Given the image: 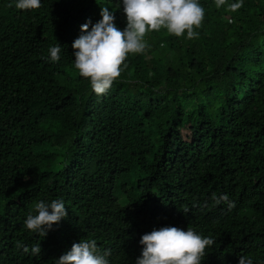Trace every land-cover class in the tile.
<instances>
[{"label":"trees","instance_id":"1","mask_svg":"<svg viewBox=\"0 0 264 264\" xmlns=\"http://www.w3.org/2000/svg\"><path fill=\"white\" fill-rule=\"evenodd\" d=\"M199 2L198 38L148 33L97 95L72 44L102 7L123 30L122 0L27 11L0 0V264H55L81 240L110 251L109 264H135L142 235L166 226L214 239L201 264H264V0L236 12ZM58 199L68 215L46 237L24 226L36 202Z\"/></svg>","mask_w":264,"mask_h":264},{"label":"clouds","instance_id":"2","mask_svg":"<svg viewBox=\"0 0 264 264\" xmlns=\"http://www.w3.org/2000/svg\"><path fill=\"white\" fill-rule=\"evenodd\" d=\"M98 2V0H97ZM123 12L126 15V27H117L114 12L108 7L101 8V17L91 26V21L81 26L82 35L74 40V66L83 78L90 81L92 90L97 95H104L113 83L119 79L126 67L128 56L143 53L147 47L145 37L153 31L166 30L167 34L187 39L198 38L196 29L202 27L205 9L199 0H122ZM217 9L236 12L243 6V0L230 3L229 0H214ZM13 7V4H9ZM18 10H34L41 7V0H15ZM59 45L49 48V59L60 60ZM216 204H227L228 209L235 207L228 196L219 198L213 195ZM36 214L29 212L24 226L39 236L46 237L53 225L68 215L63 200L46 203L41 200L34 205ZM51 210V211H50ZM185 213L188 209L183 210ZM139 243L143 245L142 254L135 264H201L206 249L214 245V239L197 234L191 227L187 231L179 227L166 226L150 233L143 234ZM25 253L29 252L27 246ZM41 246L31 248L32 255H39ZM110 251L100 254L95 240H81L73 243L71 250L56 259L55 264H109L107 257ZM239 264H252L246 256L239 257Z\"/></svg>","mask_w":264,"mask_h":264},{"label":"rangeland","instance_id":"3","mask_svg":"<svg viewBox=\"0 0 264 264\" xmlns=\"http://www.w3.org/2000/svg\"><path fill=\"white\" fill-rule=\"evenodd\" d=\"M264 51V48L262 49ZM170 58L172 57V54L170 53L169 54ZM117 196H118V200L119 202L122 204V205H125L128 203V197H127V194L121 190L118 191L117 193Z\"/></svg>","mask_w":264,"mask_h":264}]
</instances>
